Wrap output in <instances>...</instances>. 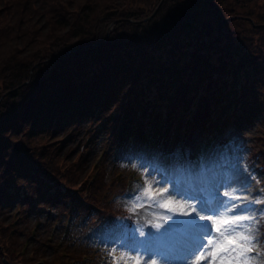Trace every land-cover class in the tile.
Masks as SVG:
<instances>
[{"label":"trees","instance_id":"16d2710c","mask_svg":"<svg viewBox=\"0 0 264 264\" xmlns=\"http://www.w3.org/2000/svg\"><path fill=\"white\" fill-rule=\"evenodd\" d=\"M258 115L264 0H0L1 211L20 202L49 215L52 206L65 212V199L69 211L76 202L92 219L94 209L60 188L79 189L86 171L87 155L60 147L70 138L85 141L118 126L119 150L134 134L131 147L150 156L172 152L190 128L209 136L227 120ZM256 143L264 173V136ZM99 175L92 198L104 221L117 214L107 195L113 186L103 169ZM14 239L0 228L11 263Z\"/></svg>","mask_w":264,"mask_h":264},{"label":"rangeland","instance_id":"374dc122","mask_svg":"<svg viewBox=\"0 0 264 264\" xmlns=\"http://www.w3.org/2000/svg\"><path fill=\"white\" fill-rule=\"evenodd\" d=\"M119 130L121 133L122 130ZM196 130L197 132L193 134L192 140H189L185 146H180L178 148V152L184 157L186 156V159L189 160V162L183 166L180 165V162L176 160L175 156H170L167 161L163 160V158L159 157L158 155L152 159H148L146 158L147 156L141 152L143 150L142 148L137 150L134 149V153L126 150V153L123 154L122 159L116 160L115 158H110L105 162L106 156H109L104 153L106 150L105 135L102 136L101 134L100 137L96 139V144L94 145L89 144L86 141L79 140L78 138L71 142L72 138H70L67 142L62 143L60 147H63V150H66L67 153L71 148L74 147L78 150L76 156L81 154L87 155V160L84 163L86 166V171L80 175L81 177L78 182V185L82 187V190H86V193H79L76 187L65 185L63 182L62 184L64 186L62 187L65 188L64 193L68 191L71 193L76 192L77 198L80 200H78L79 202L85 201L84 199L88 200L86 194L89 192V190L91 194H93L94 185L96 184L95 181H92L90 177L91 175L96 177L100 176V172L96 173L95 170H93V165L98 164L100 170L102 171L103 169L108 175H110L111 178L114 177L113 172H116L118 175L125 178L127 174L130 175L137 171L143 176L145 181V174L151 173V177L154 178V180H159L162 182L169 181L170 183H166L165 187H171V183H176L178 186L183 188L195 189L193 185L196 184L199 192L202 194H208L206 192L204 193L205 180H203V177L200 175L199 171V166L201 165L197 164V161L193 159V154H197L195 152L196 149H201L202 153L203 151H211V149H213V143L201 147V139H203V135H201L202 130ZM263 131L264 115H258L248 124L243 123V125H241L238 132L236 133V136H238V141L235 142V147L237 149L235 154L236 160L234 159L233 162H230V169H228L226 174V177L232 181L233 185L236 180L238 185L237 187H239L241 190L246 189L245 191H247L246 194L244 193L242 195L243 197L236 201L235 204H241L243 206L244 203H247L250 205L252 214L256 218V222L254 224V247L252 252L248 254L252 257H256V259L251 261L250 264H264V242L261 241V237L264 235V214H262L264 213V208L258 203H251L253 199L264 200V173L258 172L256 169L257 165H252L250 163V157L255 154L257 149L261 148V146H257L256 142L261 138V136H264ZM189 150H191V154ZM230 152L231 150H228V153ZM101 153H103L102 156ZM70 161H73L72 156ZM259 161L262 160L259 159ZM76 162H79V160L77 159ZM110 163L116 165V168H114ZM25 189H21L22 192H26ZM201 189L204 190L201 191ZM216 189L219 192L217 187ZM63 203L66 205V208L64 209L65 212H60V210H57L55 206H52L49 216L46 214V212L40 213V211L39 214L38 211L28 213L27 208H24L25 205L20 204V202H15V204L10 205L9 208L4 209L3 211L0 210V228L7 230L8 237L11 238L15 236V239L10 243V245L15 252L14 256L17 258L14 263H11L8 256L7 245L5 242L2 243V241H0L1 264H53V261H55L56 264H60L58 260V254H60V258L61 260L63 259L64 262L67 258L69 260L73 259L74 257L71 258L68 254L71 252L70 250V252H68V249H70L69 247H64L65 249L61 247L58 249L53 245L55 242L54 235L57 234V236L60 237L63 234V231L67 230L69 224L67 220L71 216L70 211L68 210V201L63 199ZM124 203L126 204V207H128L131 203V200L125 199ZM17 204L20 206L17 207ZM73 204L76 205V202H73ZM32 205L34 208L38 209V205L35 203H32ZM156 210L157 209H153L148 205H145L144 207L137 209L135 213H129L131 214V218L135 225H138L145 233L146 227L151 226L152 224L147 223L145 219L141 218L140 212L144 211L147 217L149 216L152 218L150 213H154ZM157 213H160V209L157 210ZM24 215H26L25 220L27 221V224L23 219ZM75 215H73V220H71V229H73L78 223L76 220H74ZM117 222L124 224L125 220H118ZM155 222L161 223L160 220ZM55 228H57L56 231H54ZM37 233L39 236H44L41 238V240H39V242L36 241ZM50 236L52 238L48 240ZM63 243L66 244L65 242ZM88 246L89 248H92V244H89ZM106 249H108V247H106ZM61 252H63V254ZM26 255H28L32 260L29 263L24 262Z\"/></svg>","mask_w":264,"mask_h":264},{"label":"snow or ice","instance_id":"6c2138e0","mask_svg":"<svg viewBox=\"0 0 264 264\" xmlns=\"http://www.w3.org/2000/svg\"><path fill=\"white\" fill-rule=\"evenodd\" d=\"M166 183L170 182L154 180L151 173H146L144 184L135 186L136 194L127 209L135 213L148 205L167 210L172 215L154 212L150 213L152 220L148 221L157 230H164L158 236L150 232L144 240L131 235L120 243L112 241L116 246L108 251L112 256L111 264H202L204 261L207 264H250L256 259L248 255L254 247L256 218L247 203L242 206L218 200L176 183L165 187ZM224 195L229 200L240 199L227 192ZM251 203H264V200L253 199ZM157 220L171 223L165 226L155 222ZM213 231L218 235L213 236ZM139 235L145 236L143 230H139ZM118 251L119 257L116 256Z\"/></svg>","mask_w":264,"mask_h":264},{"label":"bare ground","instance_id":"6f19581e","mask_svg":"<svg viewBox=\"0 0 264 264\" xmlns=\"http://www.w3.org/2000/svg\"><path fill=\"white\" fill-rule=\"evenodd\" d=\"M217 111V110H216ZM216 111H214V115H215V113H216ZM224 112V111H223ZM222 113V112H221ZM218 114H220V113H218ZM171 122V120L170 121H168V122H165V125H166V123L169 125V123ZM243 123H245V120L243 121ZM243 123H242V125H243ZM163 127H165V126H163ZM78 132H80V134H79V137H82L81 135H82V133H81V131H78ZM185 132H180V134H178V136L177 137H180V136H182L183 134H184ZM148 136V135H147ZM146 136V137H147ZM158 153H159V151L158 150H156V154H155V157L158 155ZM152 154H153V150H152V153L150 154V157H149V159H151V156H152ZM251 159H250V163L252 164V165H255L256 164V160H255V158H253V156L252 157H250ZM256 169L258 170V168L256 167ZM236 175H238V174H236ZM239 176V175H238ZM106 178H108V175H107V173H106V177H105V180H106ZM234 180H235V177H234ZM222 182H217V184H216V187L219 189V191L220 192H222V195H221V197L219 198V200H228L230 203H236V201H238V200H229V197H226L225 195H224V193L225 192H227V193H229L230 195H232V196H239L240 198H242L243 196V194L245 193L246 194V192L247 191H245L246 189H240L239 187H237L238 185H237V182H236V180H235V183H234V185L232 184V181L231 180H229L228 178L225 180V182L222 184ZM115 187V186H114ZM193 187L195 188V190H197L198 191V187H197V185L195 184V185H193ZM114 190V189H113ZM202 190H204V189H201V191ZM106 193V192H105ZM133 196H135V194H133ZM89 200V199H88ZM88 200L85 202V203H83V205H85V206H87V203H88ZM124 203V201L122 202V204ZM121 204V205H122ZM97 207H98V203H97ZM121 209H122V207H121ZM121 209H120V211H121ZM97 211V210H96ZM90 212V211H89ZM83 214V213H82ZM119 214H120V212L118 213V215L115 217V221L113 222V224H112V226H111V236H110V239L108 240L109 241V243L111 242V238L113 237V234H114V226H115V224H116V222H117V217H119ZM95 216V212H93L92 213V222H93V217ZM140 216H141V218H143V219H145L146 220V222L148 223V221L149 220H152V218L151 217H147L146 216V213L144 212V211H141L140 212ZM79 217H81V215L79 216ZM129 218H130V222H132V226H133V224H134V221L132 220V218H131V214H129ZM81 219V218H80ZM78 224H80V222H78L77 223V225ZM83 224H85V222L83 221ZM89 230L88 231H90L91 230V226H92V223H90L89 225ZM150 232L151 233H153L154 235H156V236H158L159 235V233L160 232H162L164 229L163 228H161V229H159V230H157L153 225H151L150 226ZM127 229L128 230H130L128 227H127ZM91 231H93V230H91ZM101 231V230H100ZM149 232V233H150ZM97 235H99L100 233H96ZM216 235H218L215 231H213V236H216ZM263 236V235H262ZM264 237V236H263ZM54 239H55V242H54V246L55 247H57L58 249H60L61 247H72V246H76V245H78V240H79V237L77 236V235H72V236H68L65 240H64V238L62 237L61 238V243L59 242V238H58V236H57V234L55 235V237H54ZM261 241L263 242V239H262V237H261ZM63 242H65L66 244H64ZM83 244H86L85 242H83ZM263 245H264V243H263ZM68 252H70L69 251V249H68ZM66 263H69V264H74L75 263V261L73 260H69L68 258L66 259V261H65V263L64 264H66Z\"/></svg>","mask_w":264,"mask_h":264}]
</instances>
